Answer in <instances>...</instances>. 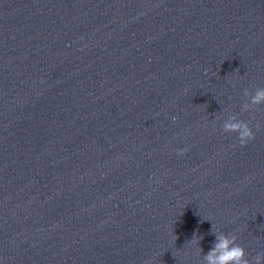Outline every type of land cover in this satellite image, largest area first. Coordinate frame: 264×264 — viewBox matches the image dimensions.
<instances>
[{
  "label": "clouds",
  "instance_id": "clouds-1",
  "mask_svg": "<svg viewBox=\"0 0 264 264\" xmlns=\"http://www.w3.org/2000/svg\"><path fill=\"white\" fill-rule=\"evenodd\" d=\"M244 95L250 100V103L242 105V111L244 112L252 110L253 106L264 104V87H257L254 93L249 89H245ZM256 127L259 128V125H256ZM223 131L229 134L235 133L241 146H245L249 141L255 139V133L250 122L238 119L235 114L231 115L228 122L224 123ZM186 151V149H177L180 156H183ZM213 234L216 237L215 243L203 256L206 264H262V261H264V253H258L250 261L247 258L245 248L237 243V236L216 233L215 231H213ZM200 239L202 237L194 234L191 243L198 245ZM145 264H149V262L146 261Z\"/></svg>",
  "mask_w": 264,
  "mask_h": 264
}]
</instances>
